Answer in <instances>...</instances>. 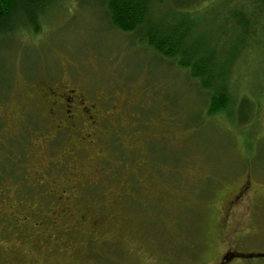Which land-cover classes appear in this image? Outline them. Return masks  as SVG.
Instances as JSON below:
<instances>
[{
    "label": "rangeland",
    "instance_id": "374dc122",
    "mask_svg": "<svg viewBox=\"0 0 264 264\" xmlns=\"http://www.w3.org/2000/svg\"><path fill=\"white\" fill-rule=\"evenodd\" d=\"M15 17L0 34V264H264V26L223 36L224 10L204 17L236 101L208 117L185 71L99 0H58L37 30Z\"/></svg>",
    "mask_w": 264,
    "mask_h": 264
},
{
    "label": "trees",
    "instance_id": "16d2710c",
    "mask_svg": "<svg viewBox=\"0 0 264 264\" xmlns=\"http://www.w3.org/2000/svg\"><path fill=\"white\" fill-rule=\"evenodd\" d=\"M99 1L104 7L110 27L122 33L133 34L139 43L161 56L163 61L185 71L200 96H203L201 105L208 117L228 114L236 101L232 105L233 86L229 85L226 65L224 69L217 59L222 51L224 53L223 46L219 47L218 41L211 44L201 39L196 31H199V26L207 25L205 16L224 10L223 36L228 32L241 33L240 27L244 29L245 35L252 34L253 27L264 26V0H214L200 8L204 14H197L192 10L207 0ZM57 2L58 0H0V34L9 31L10 25L17 23L16 12L22 13L23 24L37 30L38 18L45 16ZM219 18L220 16L213 18L214 25H217ZM246 46L247 43L241 41L227 48L229 58L240 56L242 49L246 52ZM5 167L1 165L0 169L3 179L9 173Z\"/></svg>",
    "mask_w": 264,
    "mask_h": 264
},
{
    "label": "flooded vegetation",
    "instance_id": "af4514ba",
    "mask_svg": "<svg viewBox=\"0 0 264 264\" xmlns=\"http://www.w3.org/2000/svg\"><path fill=\"white\" fill-rule=\"evenodd\" d=\"M70 92H72V95L71 96H75V98H76V95H75V93H74V91H69V93ZM69 100L68 101H71V98L69 97L68 98ZM59 105V104H58ZM242 198V195H239L238 196V199L239 198ZM236 198H237V196H236ZM24 224V223H23ZM21 222H19V227L18 228H20L22 225H23ZM17 228V227H16ZM22 229V228H21ZM23 233H24V231H23ZM23 233H21V234H23ZM230 254H232V255H234V253H232V252H229V253H227V255H230ZM226 255V254H225ZM226 255V256H227ZM228 258V260L226 261V259ZM232 258V256H228V257H223V256H221L220 257V263L219 264H230L229 262H230V259Z\"/></svg>",
    "mask_w": 264,
    "mask_h": 264
}]
</instances>
